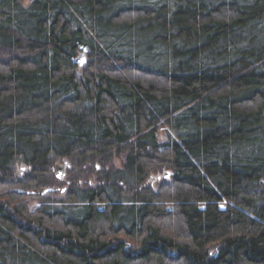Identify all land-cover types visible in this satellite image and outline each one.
Masks as SVG:
<instances>
[{"label": "trees", "instance_id": "16d2710c", "mask_svg": "<svg viewBox=\"0 0 264 264\" xmlns=\"http://www.w3.org/2000/svg\"><path fill=\"white\" fill-rule=\"evenodd\" d=\"M0 264H264V0H0Z\"/></svg>", "mask_w": 264, "mask_h": 264}, {"label": "rangeland", "instance_id": "374dc122", "mask_svg": "<svg viewBox=\"0 0 264 264\" xmlns=\"http://www.w3.org/2000/svg\"><path fill=\"white\" fill-rule=\"evenodd\" d=\"M160 134H161L162 138L165 137V134H162V133H160ZM21 172L22 171L19 169L18 173L21 174ZM64 172H65V170H64ZM54 176H55V174H54ZM40 189H43V188H40ZM65 189H66V187L63 188V186L56 187V188H54V190L52 189V191H50L48 193L40 194L39 196L35 197L33 202H34L35 205H38V204H41V203L56 204V201L60 200L63 197ZM39 190H38V192H39Z\"/></svg>", "mask_w": 264, "mask_h": 264}, {"label": "water", "instance_id": "95a60500", "mask_svg": "<svg viewBox=\"0 0 264 264\" xmlns=\"http://www.w3.org/2000/svg\"><path fill=\"white\" fill-rule=\"evenodd\" d=\"M65 167L64 165L60 164V163H55V166H54V174H55V177L56 179L58 180H62L64 178V175H65ZM164 178H167L169 176L168 172H164L163 175H162ZM152 181H154V178H152ZM52 191L51 188H43V189H40L39 190V193L40 194H44V193H48ZM221 208L223 209L224 206L221 205ZM170 210V208H169Z\"/></svg>", "mask_w": 264, "mask_h": 264}]
</instances>
